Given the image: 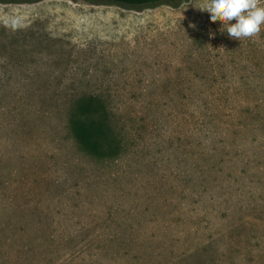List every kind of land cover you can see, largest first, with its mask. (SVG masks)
I'll return each instance as SVG.
<instances>
[{"label":"rangeland","instance_id":"rangeland-1","mask_svg":"<svg viewBox=\"0 0 264 264\" xmlns=\"http://www.w3.org/2000/svg\"><path fill=\"white\" fill-rule=\"evenodd\" d=\"M194 2L0 0V264H264V30ZM86 94L118 159L70 134Z\"/></svg>","mask_w":264,"mask_h":264},{"label":"trees","instance_id":"trees-1","mask_svg":"<svg viewBox=\"0 0 264 264\" xmlns=\"http://www.w3.org/2000/svg\"><path fill=\"white\" fill-rule=\"evenodd\" d=\"M95 4L144 9L167 5L178 8L189 0H88ZM67 126L80 149L99 160L118 159L125 144L117 131L113 112L100 95L75 96L67 109Z\"/></svg>","mask_w":264,"mask_h":264},{"label":"clouds","instance_id":"clouds-1","mask_svg":"<svg viewBox=\"0 0 264 264\" xmlns=\"http://www.w3.org/2000/svg\"><path fill=\"white\" fill-rule=\"evenodd\" d=\"M194 3L199 10L210 14L211 22H221L232 39H251L264 30V0H195Z\"/></svg>","mask_w":264,"mask_h":264}]
</instances>
